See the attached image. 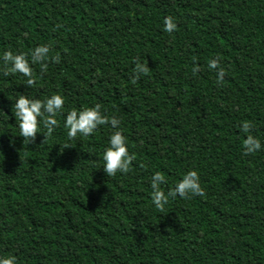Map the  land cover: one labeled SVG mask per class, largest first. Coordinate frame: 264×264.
<instances>
[{"label":"trees","instance_id":"obj_1","mask_svg":"<svg viewBox=\"0 0 264 264\" xmlns=\"http://www.w3.org/2000/svg\"><path fill=\"white\" fill-rule=\"evenodd\" d=\"M168 16L178 26L171 34ZM41 44L60 62L43 74L32 64L35 86L0 72V257L264 264V0H0V58ZM137 58L149 72L134 81ZM213 58L227 73L219 86ZM20 94L65 100L44 143L42 118L34 143L19 135ZM96 104L119 127L70 140L67 113ZM244 121L262 145L251 155ZM117 130L136 158L129 173L109 177L102 156ZM190 170L206 195L169 197L160 213L153 174L165 176L167 194Z\"/></svg>","mask_w":264,"mask_h":264},{"label":"clouds","instance_id":"obj_2","mask_svg":"<svg viewBox=\"0 0 264 264\" xmlns=\"http://www.w3.org/2000/svg\"><path fill=\"white\" fill-rule=\"evenodd\" d=\"M177 23L172 16L164 19V31L171 34L177 30ZM52 46L50 44H41L33 48L29 53H13L7 50L2 55V66L0 72L5 76L20 74L24 76V84L33 87L37 83L36 75L33 71L32 64H39L41 73L48 71L49 63H59L60 55L51 54ZM208 68L216 70V83L222 85L227 75L225 69L220 65L219 58H213L208 62ZM197 64L191 71L193 76L200 72ZM133 80H138L142 75L149 72L148 64L141 62L138 58L135 60ZM65 100L59 95H52L41 100L33 99L28 95L20 94L15 100L12 111L20 129L23 143L31 144L36 140L37 133L40 131V118L43 119V125L47 132L44 143L50 137L54 129L58 126L56 119L57 114L61 113L64 108ZM121 121L116 116H106L101 111V105L96 104L94 107H86L81 110L72 109L66 115L64 127L67 129V137L76 139L78 136H90L94 134L98 126L110 124L113 128H118ZM253 124L250 121H244L240 125V130L247 134L243 140L244 155H251L261 150V141L251 134ZM74 147L71 145H61V148ZM135 155L130 154L126 143V137L121 131L113 132L109 138V146L105 149L102 159L104 161L103 170L109 177H114L117 173L127 174L131 170V165L135 160ZM100 168V167H99ZM98 168V169H99ZM167 183L165 176L157 171L151 177V199L155 207L164 213L165 205L169 197L175 198L179 195L181 198L190 199L192 196H204L205 190L200 183V175L196 170H190L183 175L174 187L167 194L162 190L161 185ZM0 264H17V258L13 255L0 257Z\"/></svg>","mask_w":264,"mask_h":264}]
</instances>
